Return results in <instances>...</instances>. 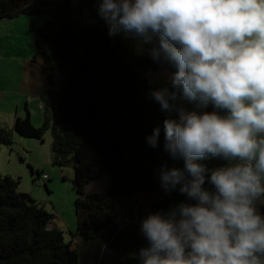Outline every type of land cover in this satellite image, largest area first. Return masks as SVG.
<instances>
[{
  "label": "trees",
  "instance_id": "1",
  "mask_svg": "<svg viewBox=\"0 0 264 264\" xmlns=\"http://www.w3.org/2000/svg\"><path fill=\"white\" fill-rule=\"evenodd\" d=\"M99 4L0 0V20L29 17L28 29L35 35L31 61L42 63L45 75L41 125L33 126L27 111L15 117L13 128L39 140L50 131L53 164L72 166L76 229L70 232L72 239L79 238L75 246L66 241L63 229L50 227L54 215L19 191L18 181L0 175V264H138L136 253L147 246L142 219L193 202L178 191L166 194L159 182L162 165L183 167V161H173L163 151V121L176 113L161 110L152 98L151 92L167 80L151 83L148 72L171 69L152 59L150 45L138 52L131 34L120 30L109 36ZM182 106L212 110L188 101ZM157 125L160 146L152 148L145 138ZM11 143L10 133L0 127V145ZM203 163L210 170L226 164L212 157ZM105 175L110 178L105 190L85 192ZM205 187L211 189L207 180ZM257 208L264 214V198Z\"/></svg>",
  "mask_w": 264,
  "mask_h": 264
},
{
  "label": "clouds",
  "instance_id": "2",
  "mask_svg": "<svg viewBox=\"0 0 264 264\" xmlns=\"http://www.w3.org/2000/svg\"><path fill=\"white\" fill-rule=\"evenodd\" d=\"M97 12L109 36L131 34L171 69L151 96L176 113L163 151L183 167L162 165L159 182L193 201L142 219L138 264H264V0H100ZM209 157L226 164L210 170Z\"/></svg>",
  "mask_w": 264,
  "mask_h": 264
},
{
  "label": "rangeland",
  "instance_id": "3",
  "mask_svg": "<svg viewBox=\"0 0 264 264\" xmlns=\"http://www.w3.org/2000/svg\"><path fill=\"white\" fill-rule=\"evenodd\" d=\"M13 20L9 27H0V33L5 32L4 40L8 45L0 46V58L4 60L3 63L9 62L6 58L17 55L19 49L24 51V55L28 54L29 56H32L35 50V35L28 29L29 17L21 15ZM14 38L19 43L22 42L24 46H10ZM25 49L29 52H26ZM144 49L145 45H141L137 40V51L143 53ZM168 72L167 70H158L148 78L151 83H160L167 80ZM3 76L6 77L5 74ZM35 99L40 102V97L37 96ZM31 112V124L35 127L40 126L42 109L32 106ZM9 121L8 113H0V127L6 129L12 138L10 145H0V175H8L18 181L17 189L19 191L30 194L55 216L51 220L50 227H56L53 219L62 220L65 240H72V244L75 246L78 239H72L70 232H74L76 229L75 199L77 194L72 189V166L59 167L53 164L50 131L45 133L43 140L26 138L16 133L13 124L9 125ZM43 174H46L49 179L43 180L41 178ZM109 180L107 175L95 179L86 186L85 192L105 190Z\"/></svg>",
  "mask_w": 264,
  "mask_h": 264
},
{
  "label": "crops",
  "instance_id": "4",
  "mask_svg": "<svg viewBox=\"0 0 264 264\" xmlns=\"http://www.w3.org/2000/svg\"><path fill=\"white\" fill-rule=\"evenodd\" d=\"M13 21V19L0 20V27L7 28L12 25ZM4 36L5 32L3 31L0 33V46H8L4 40ZM10 46H24V44L22 42L19 43L14 38ZM18 52L17 55L10 56L8 59L6 58V60H9L7 63H3L2 61L4 60L0 58V113H8L10 119L9 125H14L15 117H23L27 111L31 119V107L40 109L39 103L45 93L43 65L40 62L37 64L32 63L31 60L34 53L32 56H29L28 54L24 55L22 49H19ZM26 52L29 51L26 50ZM37 96L40 97V102L36 101L35 98ZM53 222L56 224V227L62 229V220L59 219L57 221L53 219ZM75 239L79 238L75 237Z\"/></svg>",
  "mask_w": 264,
  "mask_h": 264
},
{
  "label": "built area",
  "instance_id": "5",
  "mask_svg": "<svg viewBox=\"0 0 264 264\" xmlns=\"http://www.w3.org/2000/svg\"><path fill=\"white\" fill-rule=\"evenodd\" d=\"M39 107H40V108H42V107H43V105H42V104H40V105H39ZM41 178H42L43 180H45V181H46V180L48 179V176H47L46 174H43V175L41 176ZM35 186H36V185H35Z\"/></svg>",
  "mask_w": 264,
  "mask_h": 264
},
{
  "label": "bare ground",
  "instance_id": "6",
  "mask_svg": "<svg viewBox=\"0 0 264 264\" xmlns=\"http://www.w3.org/2000/svg\"><path fill=\"white\" fill-rule=\"evenodd\" d=\"M158 70H152L148 72V76L152 75V73H156Z\"/></svg>",
  "mask_w": 264,
  "mask_h": 264
},
{
  "label": "water",
  "instance_id": "7",
  "mask_svg": "<svg viewBox=\"0 0 264 264\" xmlns=\"http://www.w3.org/2000/svg\"><path fill=\"white\" fill-rule=\"evenodd\" d=\"M72 161H73V162H76V158H72Z\"/></svg>",
  "mask_w": 264,
  "mask_h": 264
}]
</instances>
